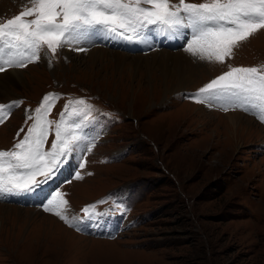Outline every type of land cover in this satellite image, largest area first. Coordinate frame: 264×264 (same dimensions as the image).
I'll use <instances>...</instances> for the list:
<instances>
[{
    "label": "rangeland",
    "instance_id": "374dc122",
    "mask_svg": "<svg viewBox=\"0 0 264 264\" xmlns=\"http://www.w3.org/2000/svg\"><path fill=\"white\" fill-rule=\"evenodd\" d=\"M24 5L28 0H0V22ZM148 34L123 42L93 34L79 45L86 51L64 46L53 57L45 48L40 60L6 70L20 79L8 85V95L0 93V103H22L0 124V150L23 138L28 117L50 92L59 94L50 120L59 119L69 99L93 106L95 119L83 131L95 143L92 152L69 157L61 180L45 189L43 199H0V264H264V122L251 112H224L189 98L229 65H264V30L224 64L187 54L195 72L181 85L147 55L184 51L186 35L160 43L157 32ZM92 48L108 55L90 60ZM234 111L257 125L231 129L227 114ZM52 139L50 133L46 149ZM76 171L83 179H74ZM53 191L66 193L70 217L100 200L105 202L96 211L108 214L85 221L93 233L77 231L43 210ZM99 227L108 231L100 234Z\"/></svg>",
    "mask_w": 264,
    "mask_h": 264
},
{
    "label": "snow or ice",
    "instance_id": "6c2138e0",
    "mask_svg": "<svg viewBox=\"0 0 264 264\" xmlns=\"http://www.w3.org/2000/svg\"><path fill=\"white\" fill-rule=\"evenodd\" d=\"M148 30L162 35H185L188 30L186 53L200 61L224 64L243 42L264 30V0H28L18 14L0 22V73L40 60L45 48L53 57L64 46L86 51L79 45L93 34L133 41L143 39ZM58 98V93L45 94L34 115L28 117L32 123L23 138L11 149L0 150V195L38 194L57 178L73 153L92 152L95 139H88L83 130L95 119L93 106L83 98L69 99L59 119L50 120ZM189 98L224 112L230 107L251 112L264 122V65H229ZM20 103H0V124ZM50 133L54 139L46 149ZM84 167L81 159L79 168ZM74 179H83L81 172L76 171ZM65 196L53 191L42 208L77 231L83 230L84 221L108 214L96 211V205L105 202L100 200L85 205L82 216L70 217ZM114 207L126 211L122 205Z\"/></svg>",
    "mask_w": 264,
    "mask_h": 264
},
{
    "label": "bare ground",
    "instance_id": "6f19581e",
    "mask_svg": "<svg viewBox=\"0 0 264 264\" xmlns=\"http://www.w3.org/2000/svg\"><path fill=\"white\" fill-rule=\"evenodd\" d=\"M95 36H97V37H99V38H101V37H107L106 35H101V34H94ZM177 34H165V35H162V34H160V33H158L157 32V36H158V38H157V36H155L154 34H153V36L156 38V39H158L159 40V42L161 43V39H163V38H165V39H167V40H174L175 39V41H176V38H175V36H176ZM186 35V34H185ZM182 36V35H181ZM111 37H114V36H111ZM115 39H117L116 37H114ZM178 38V37H177ZM121 38H119V40H120ZM178 42V41H177ZM172 43H174V42H172ZM93 49V48H92ZM99 49V48H98ZM97 48H95V49H93V50H91L90 52L88 51L87 52V54L89 55V59L90 60H92V59H94V60H101L102 58V56L104 55V56H107L108 54H106L105 52L106 51H102V50H98ZM159 49V48H158ZM187 54L188 53H186V52H184V51H182V50H180V51H176V52H172V51H168V50H159V51H154V52H152V53H149V55H147V56H150V58H152V61H154V62H156L157 63V61H158V63H160L159 64V66H162V68L164 69V70H166V72H168L169 71V73H170V71L172 72V73H174V75L179 79V80H177V82L181 85V84H183L186 80L188 81V79L191 77V72L194 70V66L191 64V62L188 60V56H187ZM109 55H111V56H118L117 55V53H113V52H111V53H109ZM157 55H159L161 58H162V60H155L156 58H157ZM103 56V57H104ZM146 56V57H147ZM114 58V57H113ZM119 60V58H117V61ZM91 62H93V61H91ZM123 62V61H122ZM147 62V61H146ZM162 70V69H161ZM162 72V71H161ZM165 72V73H166ZM195 71H193V73H194ZM169 76H171L172 77V75H169ZM15 79H17V81H18V79H20V75L19 74H17L15 71H12V72H10V71H5V72H3V73H0V93L2 94V95H8V85L11 83V82H13ZM186 79V80H185ZM185 80V81H184ZM16 81V80H15ZM22 81V80H21ZM183 82V83H182ZM16 84V83H15ZM178 84V85H179ZM185 84V83H184ZM10 87V86H9ZM13 88V87H12ZM10 95V94H9ZM202 112V111H201ZM203 113V112H202ZM207 113V112H206ZM210 114V113H209ZM208 115V114H207ZM227 116H229L230 117V120L229 121H227V123H228V126H230L231 127V129H235L236 128V130L239 128V126H240V128H242V125H240V124H242L243 122H245V123H247V124H249V126H250V124H251V122H252V124H256L257 125V123H254V121L252 120V119H249L247 116H243V115H241V113H239V112H237V111H234V112H229L228 114H227ZM251 124V125H252ZM229 128V127H228ZM262 128V127H261ZM264 130V129H263ZM236 133V132H235ZM5 207V206H4ZM7 208V207H6ZM17 209V208H16ZM18 211L20 210V209H17ZM26 210V209H25ZM21 212V211H20ZM45 218H47V219H49L47 216H44ZM38 218V217H37ZM44 221V220H43ZM54 225V224H53ZM97 225V223L95 224V226ZM52 227H55V225L54 226H52ZM57 227V226H56ZM58 227H59V230L61 231V232H63L65 235H67V236H75V237H77L78 239H82V240H84L82 237H79V236H76V235H74V234H72V233H70V232H68V231H66V230H64V228H62V227H60L59 225H58ZM82 228L83 229H89V228H92V225H91V223H89V222H83V224H82ZM98 230H99V233L100 234H104L106 231H108L107 230V228L105 227V230H103V227H99L98 228ZM55 233V231H52L51 233H49V234H54Z\"/></svg>",
    "mask_w": 264,
    "mask_h": 264
}]
</instances>
